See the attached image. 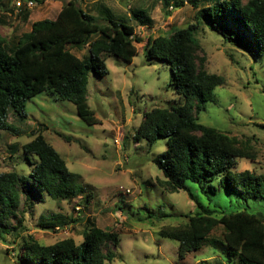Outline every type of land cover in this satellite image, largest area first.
<instances>
[{
  "label": "trees",
  "instance_id": "obj_1",
  "mask_svg": "<svg viewBox=\"0 0 264 264\" xmlns=\"http://www.w3.org/2000/svg\"><path fill=\"white\" fill-rule=\"evenodd\" d=\"M159 1L171 10L181 9L188 2L196 9V17L226 43L249 55L264 54V0ZM29 2L43 1L23 2L18 11L22 21L30 16ZM130 20L135 22L134 26L117 20L107 8L93 16L77 0H69L54 20L33 22L14 45L0 38V131L16 134L18 131L7 122L9 115L25 120L27 101L42 93L70 102L81 121L96 124L98 120L88 106V77L106 76L105 59L109 56L127 63L132 61L137 52L134 44L140 42L135 26H149L150 20L144 12L133 9ZM193 30V26L174 30L168 36L148 40L145 47L147 60L169 64L173 85L183 102L143 113L131 138L134 143L145 141L148 146L159 137L166 139V149L152 160L163 174L157 186L167 193L185 192L197 208L195 213L183 215L184 226L163 227L158 235L178 243L179 261L210 244L222 248L230 262L236 258L239 264H264V217L246 210L218 214V204L211 207L210 196L219 188L242 201L264 198V173L237 171V159H254V155L243 151L235 138L197 123L198 114L214 101V90L224 79L196 64L195 51L199 45L193 38ZM70 47L86 49V53L79 58ZM40 128L21 149L25 155L36 157L33 163L25 156L33 163L31 168L25 174H0V237H17L12 243L21 246V264L111 263L117 258L119 236L93 223L84 230L80 243L68 238L42 245L31 236L19 235L23 228L21 216L25 209L33 208L35 201H71L88 196L80 177L68 170L64 160L43 138L41 131L45 128ZM63 139L69 141L67 137ZM188 183L195 184L208 203L200 202ZM14 220L16 224L11 226ZM218 229L221 234L216 241L212 235Z\"/></svg>",
  "mask_w": 264,
  "mask_h": 264
},
{
  "label": "rangeland",
  "instance_id": "obj_2",
  "mask_svg": "<svg viewBox=\"0 0 264 264\" xmlns=\"http://www.w3.org/2000/svg\"><path fill=\"white\" fill-rule=\"evenodd\" d=\"M25 1L0 0V38L10 46L30 30L32 22L55 19L61 6L69 0L30 2L27 6L31 17L23 22L18 11ZM77 2L95 16L99 13L96 6L103 3L133 26L135 22H127L130 10L144 12L150 23L135 26L140 42L134 44L137 52L130 63L109 56L105 59L106 76L89 75L88 106L98 120L96 124H85L73 104L45 93L27 101L25 120L9 115L7 122L18 132L0 131V174H25L31 168L36 157L25 155L21 149L33 139L37 128L42 127L45 141L64 160L68 170L80 177L88 194L71 201H35L33 208L25 209L21 216L23 228L19 235L31 236L42 245L68 238L80 243L84 230L93 223L119 236L117 258L109 264H239L236 258L228 261L222 248L210 244L178 260V243L161 238L158 231L163 227L184 226L183 215L195 213L196 205L183 191L167 193L157 186L163 174L152 160L166 149V139L159 137L148 146L145 141L134 143L131 137L143 113L183 102L173 85L169 64L147 60L148 40L193 26V38L199 45L195 51L196 64L224 79L214 90V101L207 103L198 114L197 123L235 138L242 144L243 151L254 155V159H237V171L264 173V128H261L264 124V54L249 55L226 43L196 17V9L188 2L177 10L164 7L159 0ZM69 49L79 58L86 53V49ZM188 186L200 202L208 203L195 184L188 183ZM210 198L211 207L218 204V214L246 210L264 217V198L242 201L221 188ZM16 221H12L11 226ZM220 234L221 229H218L212 236L217 241ZM13 238L17 237H0V264H21V246L12 243Z\"/></svg>",
  "mask_w": 264,
  "mask_h": 264
},
{
  "label": "crops",
  "instance_id": "obj_3",
  "mask_svg": "<svg viewBox=\"0 0 264 264\" xmlns=\"http://www.w3.org/2000/svg\"><path fill=\"white\" fill-rule=\"evenodd\" d=\"M99 6H96V9L98 10L99 9V11L100 10H102V8H107L108 10H109V12L117 19V20H121V21H123V22H126V21H124L125 19H123V18H120V17H118L117 16V14H115V13H113L106 5H104L103 3H99L98 4ZM80 6V5H79ZM81 7V6H80ZM82 8V7H81ZM83 9V8H82ZM83 10H85V11H87V12H89L91 15H93V16H95L92 12H91V10L90 9H83ZM99 14V13H98ZM96 16H98V15H96ZM30 17H31V14H30V16L28 17V19H27V21H29V19H30ZM123 19V20H122ZM50 20V19H49ZM52 20H54V19H52ZM27 21H23V22H27ZM39 21V20H38ZM35 22V21H34ZM127 22H130L131 23V20H130V16H129V19L127 20ZM33 23V22H32ZM31 23V24H32ZM132 25V24H131ZM30 27H31V25H30Z\"/></svg>",
  "mask_w": 264,
  "mask_h": 264
},
{
  "label": "built area",
  "instance_id": "obj_4",
  "mask_svg": "<svg viewBox=\"0 0 264 264\" xmlns=\"http://www.w3.org/2000/svg\"><path fill=\"white\" fill-rule=\"evenodd\" d=\"M28 5H30V2L28 3ZM17 6H20V3H17Z\"/></svg>",
  "mask_w": 264,
  "mask_h": 264
}]
</instances>
